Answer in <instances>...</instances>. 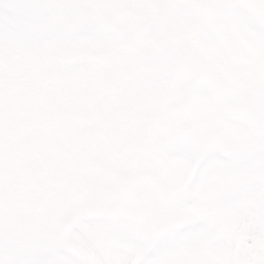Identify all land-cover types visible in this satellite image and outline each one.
Listing matches in <instances>:
<instances>
[{
    "label": "rangeland",
    "instance_id": "rangeland-1",
    "mask_svg": "<svg viewBox=\"0 0 264 264\" xmlns=\"http://www.w3.org/2000/svg\"><path fill=\"white\" fill-rule=\"evenodd\" d=\"M251 4L256 9H250ZM241 5L255 16L264 13V0H245ZM85 17L93 20L82 0H0V263L49 264L45 254L52 248L54 264H79L55 247L60 245L57 224L81 204L77 160L82 136L97 129L110 141L122 140L136 132L135 127L155 134L148 121L135 118L138 109L111 106L113 96L101 93L110 75L91 60V52L102 31L93 21L89 33H80L77 23ZM235 25L243 38L242 70L264 71V39ZM108 38L117 42L115 36ZM146 46L133 59L150 71L151 62L160 64V57L153 58L152 44ZM69 53L77 55L72 63ZM168 67L162 73L173 80ZM85 81L90 83L87 89ZM178 88L180 97H165L166 106L163 97L153 104L162 112L159 130L154 125L160 146L152 143L135 151L141 167L172 189L183 185L199 158L195 147L174 140L172 107L183 106L185 91L181 81L170 86L171 91ZM97 97L104 99L105 107L97 105ZM187 111L191 127L199 131L213 127L217 138V147L204 158L187 196L194 207L189 225L195 227L171 233L154 257L133 264H264V136L226 116L207 90ZM37 204H43L49 215L37 214ZM78 230L89 240L100 231L121 235L109 244L116 249L104 264H128L129 254L144 250L134 238L136 244L127 242L134 237L128 219L114 223L91 219ZM104 242L101 238V248Z\"/></svg>",
    "mask_w": 264,
    "mask_h": 264
},
{
    "label": "water",
    "instance_id": "water-1",
    "mask_svg": "<svg viewBox=\"0 0 264 264\" xmlns=\"http://www.w3.org/2000/svg\"><path fill=\"white\" fill-rule=\"evenodd\" d=\"M186 55L188 62L185 64V61H181L180 65L189 76L191 94L200 85L208 83L219 96L227 114L244 118L256 133L264 134V88L232 77L192 50L186 51ZM179 132L181 140L198 145L203 155L214 148L212 130L197 134L184 124ZM99 152L96 137L88 135L81 155L83 212L106 218L122 215L133 217L137 220L139 237L146 241H153L172 229L188 224L192 212L185 195L202 159L197 162L191 178L180 190L181 202L174 203L177 193L167 191L146 173L132 180L123 179L115 168L101 161Z\"/></svg>",
    "mask_w": 264,
    "mask_h": 264
},
{
    "label": "flooded vegetation",
    "instance_id": "flooded-vegetation-1",
    "mask_svg": "<svg viewBox=\"0 0 264 264\" xmlns=\"http://www.w3.org/2000/svg\"><path fill=\"white\" fill-rule=\"evenodd\" d=\"M85 12L93 13L97 10L104 9L110 4L124 8L125 10L134 11L136 7H147L152 9L158 15V24H156L157 36L155 43H153V51L160 50V46L168 49L172 37L177 33H192L196 34L197 31V18L196 11L188 5H183L177 0H82ZM238 4L241 5V0H238ZM88 18V17H86ZM234 23L238 24L235 20ZM206 23L209 24V22ZM229 23L231 24V17H229ZM99 24V23H97ZM105 33V34H104ZM212 33V32H211ZM107 32H103L98 37L97 43L112 44L108 38ZM213 36V33H212ZM208 52L212 58H216L215 48L211 42L207 41ZM238 47L241 44L238 42ZM224 61H227L226 57H223ZM130 67L131 84L126 85L122 81L115 88L116 99L118 102H124L127 106H138L157 103L159 100V93L161 90L159 75H150L144 70L133 69V64L128 57H122L119 61L118 69ZM116 80V72L111 73ZM121 79V74H120ZM113 80V81H114ZM115 82V81H114Z\"/></svg>",
    "mask_w": 264,
    "mask_h": 264
},
{
    "label": "snow or ice",
    "instance_id": "snow-or-ice-1",
    "mask_svg": "<svg viewBox=\"0 0 264 264\" xmlns=\"http://www.w3.org/2000/svg\"><path fill=\"white\" fill-rule=\"evenodd\" d=\"M229 7L235 21L241 28L254 37L264 39V21L257 19L253 13L238 3L232 4ZM194 227L195 225H187L181 231H189Z\"/></svg>",
    "mask_w": 264,
    "mask_h": 264
}]
</instances>
